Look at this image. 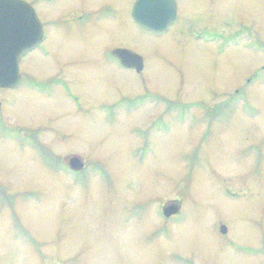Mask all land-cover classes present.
Instances as JSON below:
<instances>
[{"label":"rangeland","instance_id":"rangeland-1","mask_svg":"<svg viewBox=\"0 0 264 264\" xmlns=\"http://www.w3.org/2000/svg\"><path fill=\"white\" fill-rule=\"evenodd\" d=\"M25 1L54 23L0 88V264H264V0H176L160 33Z\"/></svg>","mask_w":264,"mask_h":264},{"label":"water","instance_id":"water-1","mask_svg":"<svg viewBox=\"0 0 264 264\" xmlns=\"http://www.w3.org/2000/svg\"><path fill=\"white\" fill-rule=\"evenodd\" d=\"M177 13L176 0H135L130 11L134 22L141 28L155 33L165 31L171 25ZM44 32L34 8L22 0H0V88H15L20 80L19 61L28 51L42 41ZM111 55L116 57L121 66L140 72L143 58L128 48H114ZM71 169L83 167L81 160L70 157ZM175 201L163 207V215L169 217L178 212ZM225 233L226 228L220 227Z\"/></svg>","mask_w":264,"mask_h":264},{"label":"flooded vegetation","instance_id":"flooded-vegetation-1","mask_svg":"<svg viewBox=\"0 0 264 264\" xmlns=\"http://www.w3.org/2000/svg\"><path fill=\"white\" fill-rule=\"evenodd\" d=\"M31 5H33V7H34V9H35V3H34V1L33 2H30V1H28ZM35 11H36V9H35ZM36 14H37V16H38V18H39V20H40V22H41V24H42V27H43V30H44V24L45 25H48V24H53L54 22L52 21V20H49V19H46V17H47V15H44L43 14V18H41L40 17V15L36 12ZM82 15V14H81ZM81 15H79L78 17L80 18V19H82V17L83 16H81ZM78 18V19H79ZM46 19V20H45ZM79 19V20H80ZM50 21H52V22H50ZM45 38H46V34H45V31H44V40H45ZM59 78H57V77H55V78H52V79H50V80H52V82H45V84L47 85H49V86H53V85H55V86H57V87H59V86H61L60 88H62V89H64V88H67V86L65 85V83L62 81V80H60L59 79V81H61V82H56L57 80H58Z\"/></svg>","mask_w":264,"mask_h":264}]
</instances>
